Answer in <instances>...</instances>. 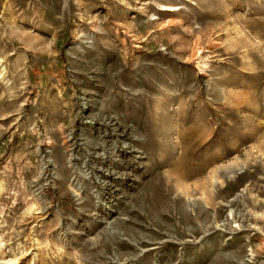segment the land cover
Returning a JSON list of instances; mask_svg holds the SVG:
<instances>
[{
  "label": "rangeland",
  "instance_id": "rangeland-1",
  "mask_svg": "<svg viewBox=\"0 0 264 264\" xmlns=\"http://www.w3.org/2000/svg\"><path fill=\"white\" fill-rule=\"evenodd\" d=\"M0 64V264H264V0H0Z\"/></svg>",
  "mask_w": 264,
  "mask_h": 264
},
{
  "label": "bare ground",
  "instance_id": "bare-ground-1",
  "mask_svg": "<svg viewBox=\"0 0 264 264\" xmlns=\"http://www.w3.org/2000/svg\"><path fill=\"white\" fill-rule=\"evenodd\" d=\"M0 66H1V64H0ZM2 70H3V68L2 69H0V78L2 77L1 75H2ZM232 175V174H231ZM78 194V193H77ZM179 197V196H178ZM181 198V197H180ZM182 202H183V200H182ZM186 202H187V204L189 205V203L190 202H192V200H186ZM186 202H185V204H186ZM199 202V201H198ZM191 204V203H190ZM29 207V206H28ZM34 208V204H32L30 207H29V210H31V209H33ZM19 258L18 257H10V258H8V259H5V260H2L1 262L2 263H5V264H17L19 261Z\"/></svg>",
  "mask_w": 264,
  "mask_h": 264
}]
</instances>
